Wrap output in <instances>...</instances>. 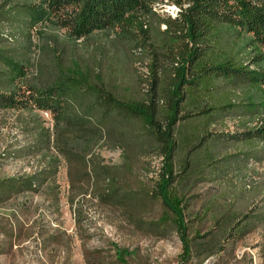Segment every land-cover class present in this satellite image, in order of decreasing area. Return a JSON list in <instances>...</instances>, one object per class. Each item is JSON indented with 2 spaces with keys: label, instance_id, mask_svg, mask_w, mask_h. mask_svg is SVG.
<instances>
[{
  "label": "trees",
  "instance_id": "16d2710c",
  "mask_svg": "<svg viewBox=\"0 0 264 264\" xmlns=\"http://www.w3.org/2000/svg\"><path fill=\"white\" fill-rule=\"evenodd\" d=\"M156 1L42 0L39 8L35 0H0V109L27 111L24 131L33 139L5 156L43 159L32 173L0 177V202L42 189L54 193L60 156L67 162L71 188L85 194L94 178L111 172L91 158L97 145L107 137L112 144L141 143L160 157L152 189H121L110 176L113 187L97 195L129 208L128 216L137 223L142 217L130 207L148 197L158 201L164 210L150 226L165 234L173 230L182 244V262H189L195 254L206 259L222 252L226 242L264 224L263 203L259 212L225 213L207 233L191 237L185 190L201 168L218 160L204 146L209 137L264 144V0H172L189 4L176 19L153 10ZM37 11L48 27L64 29L69 43L117 28L146 52L144 71H136V82L123 86L111 61L104 67L101 56L60 55L65 45L53 35L43 47L51 54L50 65L40 64L29 74ZM220 90L227 92L226 102L214 95ZM35 109L56 117L53 133ZM225 113L238 115L241 130L212 133L210 126ZM191 127L192 138L184 141ZM199 146L207 153L202 167L192 159ZM260 155L264 149L254 156ZM116 253L122 263L133 254L124 248Z\"/></svg>",
  "mask_w": 264,
  "mask_h": 264
},
{
  "label": "rangeland",
  "instance_id": "374dc122",
  "mask_svg": "<svg viewBox=\"0 0 264 264\" xmlns=\"http://www.w3.org/2000/svg\"><path fill=\"white\" fill-rule=\"evenodd\" d=\"M35 1L42 8V0ZM36 18L38 23L32 29L33 46L28 54L29 74L36 73L40 64L50 65L51 54L43 47L53 35L65 45L60 55L66 52V55L75 54L76 57L101 56L104 67H108L111 61L119 72V83L123 86L135 83L136 71L145 69L146 52L133 46L117 28L69 43L65 30L48 27L41 11L36 12ZM160 29L165 28L162 25ZM214 95H218L222 102L229 98L223 90ZM33 112L53 133L56 117L45 110L35 109ZM27 117L28 112L24 110L0 109L1 178L32 173L43 164L40 155L22 158L5 156L33 140L24 131L22 120ZM216 119L209 128L212 133L241 130L240 118L235 113H225ZM193 132L194 127L185 130L183 140L192 138ZM212 137L214 135L205 141L204 146L218 160L213 161L210 167L201 168L187 181L185 189L188 191L191 237L196 232L200 235L207 233L225 213L263 210L264 155L259 158L254 155L258 149H264V144L220 141L218 137ZM143 138L142 135L138 137L140 141ZM125 143L127 141L123 140L112 144L107 137L95 147L91 158L97 157L101 165L108 169L106 171L111 172L94 178L85 194H78L71 188L67 162L60 156L56 183L52 186L54 193L42 189L39 193L12 195L0 202V264H264V224L226 242L225 250L220 253L206 259L195 254L189 262H182L183 249L179 236L169 228L165 234L149 224L163 213L164 209L158 201L148 197L145 202L137 200L138 203L130 207L142 217L140 223L128 216L129 208L117 202L102 201L97 192L111 189L113 183L121 189L141 191L151 190L157 179L160 157L149 152V148H144L141 143L132 147ZM200 147L197 149L199 153L194 152L192 159L195 165L202 167L207 157L205 149ZM182 155L183 151L179 150L178 158ZM110 176L115 177L116 182L112 181V177L108 180ZM118 248L133 252L126 257V263L117 258Z\"/></svg>",
  "mask_w": 264,
  "mask_h": 264
},
{
  "label": "bare ground",
  "instance_id": "6f19581e",
  "mask_svg": "<svg viewBox=\"0 0 264 264\" xmlns=\"http://www.w3.org/2000/svg\"><path fill=\"white\" fill-rule=\"evenodd\" d=\"M188 5V3L178 4L170 0H160L153 3V10L176 19L180 17L183 9ZM163 27L165 28V25H163Z\"/></svg>",
  "mask_w": 264,
  "mask_h": 264
}]
</instances>
